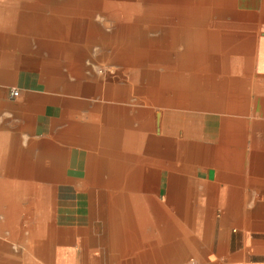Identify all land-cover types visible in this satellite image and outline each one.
<instances>
[{
  "label": "crops",
  "instance_id": "0c3cea01",
  "mask_svg": "<svg viewBox=\"0 0 264 264\" xmlns=\"http://www.w3.org/2000/svg\"><path fill=\"white\" fill-rule=\"evenodd\" d=\"M1 5L4 7L3 15ZM238 10L247 16L236 18L229 15L215 16L220 23L214 25L217 27L216 30L209 28L211 25H208L216 21L215 18L208 20L209 39L205 47L192 52L202 57V60L197 59L198 62L194 64L180 65L176 59L175 66L172 57L166 54V49L161 50L156 41L143 38L142 48L137 52L135 61L133 60V63L131 59L126 61V64L132 63L139 70L138 92L144 96L151 95V98L143 96L138 101L141 104L137 106L153 108L151 116L148 113L150 110L147 116L144 110H138L136 129H139V123L151 121L153 136L171 144L170 147L159 144L157 160L160 170L162 166L170 167L169 179L173 180L175 204L174 207L169 206V211L174 219L178 218L179 193L185 191V227L187 226L189 244L186 242L184 246H174L172 250L174 264H264V0H249L248 4H239ZM16 11L15 0H0V101L2 100L6 106H13L14 110L23 115L29 111L30 117L32 113H39L37 108L42 107V103L37 102L38 99H31V93L48 89L50 78L39 70L36 71L35 65L25 64L20 68L31 77L30 80L35 79L33 76L39 75L37 86L35 88L28 86L26 77L18 79L17 59L26 55L28 58L30 56L34 58L33 54L38 50V46L35 44L36 48H33L31 45L32 50L24 54L18 52L12 45V39L17 34ZM185 26L192 30L193 26L190 24ZM220 32L232 36L225 37ZM165 36L173 39L171 30ZM84 39L86 38L76 39L79 49L75 57L80 56L83 48L88 47L86 42H82ZM189 47L192 48V42ZM169 49L172 50L171 47ZM168 53L170 54L169 51ZM105 57L109 58L107 54ZM121 59L124 64L123 56L117 60ZM157 65L163 66L166 72L163 74L156 72ZM42 66L46 68L47 74H56L61 70L59 64L42 62ZM40 77L44 79L47 88L42 86ZM16 81L18 85L11 87L10 91L20 90L21 97L13 98L16 102L10 105L5 94L6 86ZM108 83L103 88L105 93L106 90L112 92L113 86H116L114 82ZM115 90L118 91V88ZM45 98L47 102L45 107L49 111L57 104V98L49 95ZM162 107L197 113L196 118L199 119L201 127L194 125L195 119L190 118L191 122L185 120V129L181 130V134L175 131L167 137L162 135L163 128L158 122ZM158 108L160 110L156 111ZM49 113L46 116H51ZM119 115V110L106 112L107 121L103 128L106 139L112 136L113 120ZM117 118L116 122L126 123L123 119ZM1 119L0 129L7 128L9 131L5 130L4 135L0 131V142L3 136L10 140V136H16L18 132L24 130L28 132V142L34 143L38 141L34 136H38L37 132L44 130L47 125V122L41 124L35 119H28L26 122ZM50 122H55L52 123L53 126L57 123L63 124L57 127V131L71 129L79 132L71 137L87 140L89 145L83 147L89 149L90 154H108L107 150L111 149L107 147V143L101 144L100 147L96 146L94 134H81L82 126L84 132L94 133L97 130L94 121L78 120L74 125L72 122L50 120L48 125ZM18 125L22 126L17 127ZM17 128L20 131H16ZM47 129L50 132L54 130L51 125ZM120 130V135L125 137V130L123 128ZM59 138H61L59 135H52L45 139L54 145ZM11 140L19 142L17 137ZM72 147L82 149L80 145ZM1 184L9 189L1 196L0 203L14 205L13 183L9 179L0 178ZM5 209L11 211L9 206ZM9 218L6 213L0 216V219H6L4 224L9 223L7 221ZM194 225L199 231L196 229V232L194 231ZM174 226H177L176 223ZM26 230L24 235L29 233ZM11 233L13 234L10 229L7 235L0 236L7 244L8 251L3 253L6 264L23 262L30 264V260L24 255L23 259L18 258V250L24 254L26 246L22 249L14 245L16 242L14 237L7 239ZM194 235L198 242H193ZM134 253L128 252L126 264L136 263L130 259ZM177 256L180 257V261L177 260ZM38 264L42 262L39 260Z\"/></svg>",
  "mask_w": 264,
  "mask_h": 264
},
{
  "label": "rangeland",
  "instance_id": "374dc122",
  "mask_svg": "<svg viewBox=\"0 0 264 264\" xmlns=\"http://www.w3.org/2000/svg\"><path fill=\"white\" fill-rule=\"evenodd\" d=\"M62 1V0H56ZM157 0H74L72 2V5L69 7H66L70 9L73 13H61L57 14L64 18V28L65 33L67 34V42L70 44H74L75 47H77L78 42L76 39L71 38V30H72V23L71 20H75V18L80 19L79 17H82V13H90L89 19H90V27H94V33L91 34V36L85 37L83 43L86 42L87 46L90 47L88 50V47L83 48V50L80 52V56H77V53L74 55H61L58 57H51V54L49 51H47L42 44L39 43V39L33 36H27L24 33V30L21 26H16L17 34L14 36L15 38L12 39L13 43L12 45L16 47V50L18 52L22 53H28L33 48H36V45L38 46V50L33 54L34 58H28L27 55L23 58L17 59V74L18 79H23L24 77L27 78L28 86L35 88L37 86V78L39 75L33 76L35 77L34 80H30V76L25 74V70L20 68L22 65H35L36 71L39 70L40 73L43 75H48V78H50L48 89L44 90H38L31 93V99H38L37 102L42 103V107L37 110H39V113L36 112V114H31L29 117V111L26 112V115H23L19 113L16 109H13V106H6L3 104L2 100L0 101V118L1 120H7L12 119V121L20 120L21 122H26L28 119H35L36 121L40 122H47V125L44 130H40L37 132L38 136H34L36 133H34V137L38 139L36 142H28V132H25L22 130V132L19 130V128L16 129L18 134L16 136L13 135V137H17L19 139V142L17 141L16 147L20 151V155L17 158L16 162L18 165L21 166H34L36 164L44 167L49 168L52 166V163L50 160L46 158H40V155L43 154V151L45 149L49 148L48 143L49 140L45 139L52 135H59L61 138L57 139L56 145L53 146L62 149L65 152L69 154H65V158L63 163H60L59 165L63 168V178L62 180H59L63 182L62 184H59L57 187V193H56V207L57 210H55L56 213V226L61 229L60 232H62V243L60 245H57L55 247V256L52 264H80L82 263V256L80 255L81 251V240L80 236L78 235V230L81 228H84L88 230V233L91 236V242L89 243L88 250H92L91 257H98L99 262L98 264H111L110 261V251H109V244H108V230H107V221H108V210H107V192L102 187H96L93 184H90L91 181L86 177V174L84 171H74V168L80 167L84 168L86 165L84 163H76L74 164V160L78 157L77 153L70 154L72 152H79L80 156L83 161V157L86 153H88L89 149L84 148L83 146H88V141L84 138L78 139L71 137L72 135L79 134V132L71 129H65V130H59L57 131V127L61 126L63 124L57 123L56 125H52L50 122V125L52 128H54L53 131L50 132L47 127H49V121H64V122H72V124H76L75 121L81 120V121H94V125L97 126V130L93 132H84V126H82L81 134L82 135H89L94 134L96 137V146L103 145V141L101 137L103 136V128L106 126L107 118H105L106 112L109 111H118L119 110V117H114L113 120V134H114V140L116 141L117 136L120 135L121 128H123L125 131L134 132L136 134V123L135 121L138 120V110L142 109L144 110L145 116L149 113V115H152L153 108L145 107H138V104H141L138 102L144 95L140 94L138 92V86L139 83H137L138 79V68H136L135 65H132L133 60L135 61L136 54L139 51L140 48H142L141 39H146L148 41H153L162 48L161 50L166 49L167 55L171 56L173 59V64H177L176 59L177 57L182 53L185 40L180 39L177 41L174 39H170L166 37L168 31L173 30L175 34H180L182 29H186V26L183 24H180L177 22L176 19H173V17H169V21H164L165 19H168L167 16L161 17L162 19L160 21H142V20H135V18L131 19H124L118 15H113L115 11H124V9L128 8L129 6L136 5L138 7V11L133 15H139V10H141L143 7L150 6L154 4ZM172 3L177 2L179 4H190L195 7H207L206 4H203L199 2L198 0H171ZM57 5L55 4L54 0H46L43 7H40L38 9H34L32 7H17L16 15L18 14H38V15H48L52 14L53 8L52 6ZM3 5H1V13L3 15ZM86 11V12H85ZM79 12V13H78ZM54 14V13H53ZM216 17L215 15H211L210 19H213ZM164 19V20H163ZM121 24H130L135 26H141V33L135 34L133 36V39L129 44L130 52L126 53L124 59V64H122V59L117 60L114 57L116 53L112 52V44H110V41L108 42L105 37H110ZM220 24L217 20L213 21V23H210L208 25H211L209 28L211 29H217V25ZM214 25H216L214 27ZM207 28V24L205 25ZM196 27H192L194 29ZM24 36H27L26 38ZM187 42V40H186ZM36 44V45H35ZM32 45V46H31ZM85 47V46H84ZM172 48L169 49V48ZM170 52V54L168 53ZM105 54L108 55L109 58L106 59ZM132 63H129L130 65L126 64V61L129 60ZM42 62L47 63H54L59 64V67H61V70L56 74H47L46 68H43ZM59 62V63H58ZM173 67V70H176V67ZM234 68V67H233ZM77 70V72H76ZM78 70L81 72L79 73ZM156 72L163 74L166 72V69L161 66H156ZM42 76V75H41ZM42 78V77H40ZM43 79V78H42ZM41 79L42 86H46L44 79ZM113 79V81H111ZM26 82V84H27ZM107 82H114L113 84H116V86H113V91L110 90L103 91L104 85ZM117 82V83H116ZM108 83V84H109ZM18 85V82H14L12 84H8L6 86V98L8 102L11 104L15 103L16 100L10 97V88L15 87ZM118 88V91L115 89ZM22 94V93H21ZM53 96L57 98V104L52 106L53 108L47 110L45 106L47 105L46 102V96ZM21 96H19L20 98ZM146 98L150 97L151 95L144 96ZM18 98V97H17ZM41 99V100H39ZM130 99V100H127ZM112 101V102H110ZM108 102H110L108 105ZM17 105V104H16ZM112 105V106H110ZM19 110V106L16 107ZM23 109V108H20ZM45 110L47 112L45 113ZM150 110V112H148ZM158 108L156 111H159ZM24 111V110H23ZM162 114L159 118V123L162 126L161 133L164 136H169L172 132H181V130L185 129V120L188 119L191 122V119H195L194 125H198V127H201V123L199 122V119L197 117V113H194L191 110H176V109H168V108H161ZM50 112V113H49ZM148 112V113H147ZM35 113V112H34ZM47 113H49L51 116H46ZM253 114V113H252ZM196 115V116H195ZM251 115V113H250ZM29 117V118H28ZM117 119H123L124 124L118 123L115 120ZM146 118V117H145ZM187 120V122H188ZM197 120V121H196ZM188 122V124H189ZM5 126V124H4ZM22 125H18L17 127H20ZM41 126V125H40ZM7 127V126H6ZM9 131L7 128H1L0 131L2 135L5 133L4 131ZM148 133L152 135L153 130H148ZM9 135L8 133H6ZM181 134V133H180ZM12 136H10L13 139ZM7 138L4 136L1 139L2 142H9ZM101 140V141H100ZM181 140V139H180ZM61 143L67 145L63 146ZM95 144V142H93ZM93 144V145H94ZM80 145L82 147L81 150L73 149L72 146ZM95 146V145H94ZM63 147V148H62ZM139 149H136V142L132 148V150L126 151L125 154H138L140 152ZM63 151V152H64ZM89 154V153H88ZM88 154L86 155L88 157ZM101 157L107 158L110 160H121L117 155L112 154H100ZM25 157H28V159H24ZM179 159V158H178ZM77 160V159H76ZM75 160V161H76ZM26 163H28L26 165ZM0 178H12L13 172H6L4 166H0ZM157 182L154 186V193H152L158 201L161 203L166 202L167 199V188H168V178H169V172L167 169H162L159 172H157ZM36 180V179H35ZM44 181V182H43ZM48 181V182H47ZM23 182V180H22ZM42 186H47L49 183L53 182V180H46L41 179ZM65 182H68V184H65ZM163 182V183H162ZM70 183V184H69ZM26 184V183H25ZM13 189V187H12ZM13 192V190H12ZM39 193V191H38ZM145 194L151 195V193L146 192ZM41 194L37 195L36 193H30L25 192L24 194H21L20 196L14 197V205H4V203H0V216L8 214L10 216L7 221L9 223H6L4 220L6 219H0V236L4 237L7 235L6 233L11 229V233L9 236H7V239L15 238L16 242L14 245H17L18 247H24L25 251L24 254L27 252V246L31 244V238L30 234L32 230L36 227H38L40 220V212L36 208V200L38 198H41ZM38 197V198H37ZM58 198V199H57ZM73 198V199H71ZM17 200V201H16ZM19 200V201H18ZM39 200V199H38ZM20 206V211L16 212L15 208L16 206ZM65 205V206H63ZM7 206V207H5ZM8 206L11 208L10 210H6L5 208H8ZM5 207V208H4ZM67 207V208H66ZM67 210H66V209ZM3 210L5 212H3ZM7 211V212H6ZM9 211V212H8ZM3 212V213H2ZM61 212V213H60ZM90 215V216H89ZM178 218L173 220V223H179L181 222L180 215L177 212ZM74 218V219H73ZM73 220V221H72ZM89 220V221H88ZM15 221V222H14ZM80 222V223H79ZM195 223V222H194ZM58 224V225H57ZM185 224V223H184ZM85 225V226H84ZM197 225V224H196ZM194 225V231L195 227ZM200 224H198L199 226ZM91 226V228H89ZM187 228V226H186ZM6 231H5V230ZM27 229V230H26ZM29 232L27 235H24V232ZM147 230H151V227L148 226ZM196 231H199L196 229ZM195 231V232H196ZM91 232V233H90ZM194 232V233H195ZM200 237V234H198ZM197 237L194 235L193 242H198L196 240ZM63 239L66 241L64 242ZM7 244L5 241L1 240L0 238V257L4 258L3 253H6L8 251ZM163 248V247H160ZM23 249V248H22ZM96 250H102L101 255ZM62 252V255L60 254ZM18 258L23 259L25 256L23 252H19L18 250ZM24 255V256H23ZM33 259H36L38 262L37 257L32 255ZM173 256V255H172ZM170 256V264H174V258ZM133 258V257H131ZM177 260L180 261L179 256H177ZM124 259V258H123ZM102 261V262H101ZM132 263L133 261L130 260ZM183 261V260H181ZM23 262V261H22ZM42 262V261H41ZM127 263L125 260L122 261ZM136 262V260L134 261ZM148 263V262H147ZM23 264H26V262H23ZM42 264H51L50 262H46Z\"/></svg>",
  "mask_w": 264,
  "mask_h": 264
},
{
  "label": "bare ground",
  "instance_id": "6f19581e",
  "mask_svg": "<svg viewBox=\"0 0 264 264\" xmlns=\"http://www.w3.org/2000/svg\"><path fill=\"white\" fill-rule=\"evenodd\" d=\"M45 1L15 0V5L17 7L38 9L44 6ZM54 1L55 4L57 3V5L52 6L54 14H18L15 17V23L16 26L23 28L27 36L39 39V43L50 52L52 58L61 55L72 56L79 48L67 42V34L65 29H63L64 18L57 14L73 13L66 7L72 5L74 0ZM198 1L206 4L207 7H195L188 3H172L171 0H157L154 4L139 10V15L133 16L138 11L136 5L129 6L121 12L115 11L113 15H121L124 19L135 18V20L148 22H157L162 19L161 17L167 16L168 19H163L164 21H169V17H173L180 24H190L196 27L192 30L189 27L184 28L178 35L171 30L174 40L178 41L180 37L183 41L185 40L183 51L177 57L179 64H194L198 62L197 59L202 60L201 55H194L195 53L193 54L192 52L206 46L209 37L207 38L208 29L205 25L211 15L219 17L229 15L231 18L247 16L246 13L238 10V5L248 4L249 2V0ZM89 16L90 13H82V17H79L80 19L71 20L72 39L85 38L94 33V27L89 26L91 22ZM137 32L141 33V26L121 24L110 37H105L113 46L112 52L116 53L113 56L114 58L119 59L122 56L125 58L126 53L130 52L129 41L133 39ZM221 34H224L225 37L232 36L228 33ZM27 36L24 37L26 38ZM213 38L215 39L216 35ZM190 42H192L191 49L189 47ZM139 125L140 127L139 129L137 128L138 130L136 129V134L126 130L124 132L125 137L119 135L116 141L113 139L114 134L107 139L103 135V143H107V147L111 148H107L109 149L107 150L108 154L117 155L122 158L121 160L103 158L98 153H86L82 161V158H79L80 154L78 151L70 154H78L74 164L84 163L86 165L84 168L76 167L74 171H84L86 177L91 181L90 184L102 187L107 192V230L111 264H126L122 261L125 260L127 262L128 252H135L133 258H130L133 261L136 260L135 264H170L169 257L172 256L174 246H184L186 242L189 244L184 224L186 223L185 191L180 192L177 199V211L181 222L176 223L177 226H174V217L169 211V206L174 207L175 204L173 180L167 179L168 188L165 204L159 202L156 196L152 194H155L154 186L157 182V172L160 171L157 160L159 144H164L167 147H170L171 144L168 141H161L160 138L148 133V130L152 129L151 121H146L143 124L141 122ZM135 142L136 149H139L140 152L138 154H125L126 151L132 150ZM16 144L14 140L7 143L0 142V163L4 166L6 172H13L12 178H5L9 179L14 185L12 195L14 194V197H17L25 192L36 193V191L37 195L41 194V198L37 197L39 200L37 199L35 202L36 208L40 212L41 222L38 227L32 230L30 234L31 244L27 246V252L24 255L30 260V264H38L39 260L43 263L46 261L52 264L56 255L55 247L62 243L61 236L63 235L60 232L63 227L59 229L55 221L57 187L63 183L59 180L64 177L63 168L59 164L63 163L65 154L69 153L63 152L62 149L50 144L48 145L49 148L45 149L43 154L40 155V158L50 160L52 166L48 169L38 164L28 167V163H26L27 166L25 167L18 165L16 162L20 155ZM87 154L88 157L86 156ZM24 159L27 160L28 157ZM162 169H167L170 172V167L168 166H162ZM41 179L53 180V182L47 186H42ZM3 184L0 185V200L1 196L6 194L9 189L8 187H3ZM65 184H68V182H65ZM146 192L151 193V195L145 194ZM20 208L19 205L16 206V212H19ZM148 226L151 227V230H147ZM78 235L80 236L79 240H81L80 255L82 256V263L80 262V264H98L99 258L97 256L91 257L92 250L87 249L91 242L88 230L81 228L78 230ZM63 241L65 242L66 240L63 239ZM95 252L101 255L102 250H96ZM60 254L62 255V252ZM32 255L37 257L38 262L32 258ZM0 264H6L5 257H0Z\"/></svg>",
  "mask_w": 264,
  "mask_h": 264
},
{
  "label": "built area",
  "instance_id": "2783aa9c",
  "mask_svg": "<svg viewBox=\"0 0 264 264\" xmlns=\"http://www.w3.org/2000/svg\"><path fill=\"white\" fill-rule=\"evenodd\" d=\"M19 96H20V90H18V89H12L10 91V97L11 98H17Z\"/></svg>",
  "mask_w": 264,
  "mask_h": 264
}]
</instances>
